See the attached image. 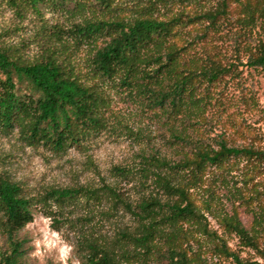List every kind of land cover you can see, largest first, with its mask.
<instances>
[{"label":"rangeland","instance_id":"rangeland-1","mask_svg":"<svg viewBox=\"0 0 264 264\" xmlns=\"http://www.w3.org/2000/svg\"><path fill=\"white\" fill-rule=\"evenodd\" d=\"M151 1L152 14L160 19L203 17L179 29L181 44L184 40L193 43L185 55L188 66L201 69L215 64L228 71L212 84L197 79L196 84L201 85L197 93L206 104L187 118L168 119L160 112L153 113L112 86L106 128L65 153L29 146L18 130L10 134L0 131V173L18 183L27 198L33 197L35 202L52 189L97 191L93 196L81 190L61 210L55 202L47 207L34 204V220L19 234L25 243V264H82L78 248L82 237L90 235L112 243L121 232L133 233L138 226L134 212L143 199L168 200L156 178H147L144 168L162 175H167L169 168L154 161L146 166V158L159 157L173 164L192 158L205 145L219 150L221 143L264 150V72L248 64L250 56L264 45V14L255 8L261 4L256 6L257 0L232 2L211 21L204 15L221 11L222 0H124L120 10L99 12L98 16L132 19L137 7ZM81 20L54 8L19 16L4 3L0 5V47L15 50L30 62L54 50L59 61L86 76L93 50L74 44L69 32ZM102 45L100 41L97 46ZM17 87L19 94L31 93L26 84ZM191 193L214 235H205L197 224L186 227L189 234L179 241L186 249L200 253L209 264H237L218 253L216 234L243 263L264 264L263 237L258 238L257 248L246 247L224 223L235 213L249 231L258 228L255 215L264 210L263 163L232 158L221 168H212ZM50 210L57 211V221L47 214ZM159 244L167 247L166 240ZM6 248L0 233V252ZM156 264L165 261L160 257Z\"/></svg>","mask_w":264,"mask_h":264},{"label":"trees","instance_id":"trees-1","mask_svg":"<svg viewBox=\"0 0 264 264\" xmlns=\"http://www.w3.org/2000/svg\"><path fill=\"white\" fill-rule=\"evenodd\" d=\"M123 1L0 0V5L7 4L19 16L54 8L81 18L69 32L74 44L88 45L93 50L88 74L81 76L75 66L59 61L54 50L30 62L19 52L0 47V131L10 134L18 130L27 145L44 146L57 154L80 147L106 128L112 86L168 119L201 112L206 103L197 93L201 86L196 84L197 79L212 84L228 71L215 64L193 69L185 62L193 43L184 40L181 44L179 29L203 17L178 15L160 19L152 14V1L137 7V16L132 19L98 16L99 12L120 10ZM232 2L242 4L241 0H222V10L205 14V18L214 21ZM256 4H261L255 8L264 14V0H257ZM100 41L103 45L97 46ZM248 64L264 72V45L250 56ZM18 84H26L31 93L19 94ZM242 157L264 164V150L230 147L225 143H221L219 150L205 145L192 158L185 157L173 164L159 157L144 159L146 166L154 161L169 168L167 175L144 168L147 178H156L168 200L163 202L153 196L143 199L134 212L136 230L119 233L112 243L90 235L82 237L78 243L82 264H156L160 257L165 264H209L200 253L189 251L179 242L189 234L186 227L191 229L196 224L205 235H214L208 231L207 219L191 190L204 182L212 168H221L230 159ZM81 190L84 188L52 189L34 202L18 183L0 173V233L7 244L0 252V264H25V243L19 234L33 222L34 204L47 207L49 202H55L61 210ZM84 191L97 195L96 190ZM47 214L58 220L57 211ZM255 216L258 228L254 231L245 228L235 213L224 222L246 247L257 248L258 238L264 239V210ZM215 239L218 253L233 258L237 264H246L230 250L226 240L216 234ZM160 240H166V248L160 246Z\"/></svg>","mask_w":264,"mask_h":264}]
</instances>
